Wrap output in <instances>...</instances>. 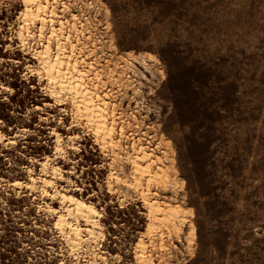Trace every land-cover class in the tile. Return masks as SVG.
Wrapping results in <instances>:
<instances>
[{"label": "rangeland", "instance_id": "374dc122", "mask_svg": "<svg viewBox=\"0 0 264 264\" xmlns=\"http://www.w3.org/2000/svg\"><path fill=\"white\" fill-rule=\"evenodd\" d=\"M52 6L55 26L68 20L65 35L120 145L114 155L109 144L101 150L72 97L51 98L33 55L46 43L40 23L30 22L34 36L23 44V0H0V264H137L140 242L152 264H264V0ZM132 140L152 153V172L164 173L141 189L179 207L180 221L152 220L141 189L130 187ZM48 157L65 179L49 172L45 190L83 197L101 213L92 246L72 251L55 224L60 197L27 188L31 176H45ZM115 171L129 186L109 178Z\"/></svg>", "mask_w": 264, "mask_h": 264}, {"label": "bare ground", "instance_id": "6f19581e", "mask_svg": "<svg viewBox=\"0 0 264 264\" xmlns=\"http://www.w3.org/2000/svg\"><path fill=\"white\" fill-rule=\"evenodd\" d=\"M23 5L24 9L20 12L22 13L23 23L20 25L18 38L23 44H26L27 37L34 36L30 29L31 26H29L30 22L38 21L40 23L38 37L40 39L46 38V43L42 44L41 49H35L33 55L38 58L39 64L44 69V75L49 81L51 98L58 104H62L64 97L70 95L73 99L72 102L76 106L77 115L83 117L87 121V125L93 129L96 143H99L100 149L106 151L107 144H109L110 151L114 155L115 149H118L120 145V140L115 141L113 138L115 121L113 119V121L108 123L107 102L100 98L99 94H97L98 91L95 92L98 89L96 86L91 87L86 82L87 73L80 69L79 62L75 59V51L78 45L71 40L70 34L65 35V27L68 20H65L66 18L64 20L59 19L57 26L54 25L55 6L49 7V0H23ZM47 27L49 28L48 34L45 33ZM53 42L55 47L52 46ZM67 45L70 48L69 52L67 51ZM137 60L138 63L140 62L148 68L147 58L138 57ZM119 132V135H124L123 126H120ZM75 136L77 137V135ZM75 136L70 135L69 139H73ZM55 141L57 142L55 153L60 154L63 148L62 137L59 133H55ZM128 147L129 145L125 146L126 149ZM130 148L134 150L133 155L135 154V156L132 155L133 157L131 156L127 159L131 165V177L134 179L133 185L130 186L131 188L141 189L142 182L145 179L150 184L152 181L164 176V173L162 176H158L156 172H152V165L155 164V161L151 158L152 153L146 150L147 146L138 145L136 147L133 141L130 144ZM51 160H53L52 157H48L41 162V170L45 176L39 178L31 176V183L27 184V188L34 189L39 186L52 199L60 197L63 213H59L55 224L59 227L61 234L72 251H78L84 248V244L96 241L98 235L96 228L98 227V218L101 213L92 202L87 201L83 197L72 193L67 194L61 189H55L52 194L45 190L46 187L54 183L52 178L47 176L49 172L53 174V177H58L60 180L65 179L59 171L60 166H49ZM109 178L116 179L117 183L129 184V180L119 177L116 171L112 172ZM38 182H40V185H38ZM12 186L20 187L22 182L15 180ZM148 187L149 185L145 189H141V193L144 206L148 209L152 220L162 221L166 224H169V222L174 223L175 220L180 221L182 219L181 209L169 204L163 205L157 199H151ZM109 188H112L111 185H109ZM49 210L56 212L58 209L50 206ZM81 222H83V226ZM99 235L101 237L104 236L103 232H99ZM90 245L92 246V244ZM139 247L137 264H152L142 242L139 243Z\"/></svg>", "mask_w": 264, "mask_h": 264}]
</instances>
